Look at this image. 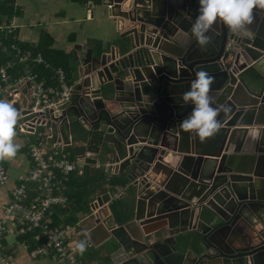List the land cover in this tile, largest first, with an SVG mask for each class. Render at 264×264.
<instances>
[{
    "label": "water",
    "instance_id": "95a60500",
    "mask_svg": "<svg viewBox=\"0 0 264 264\" xmlns=\"http://www.w3.org/2000/svg\"><path fill=\"white\" fill-rule=\"evenodd\" d=\"M106 3L131 50L94 57L75 44L79 85L59 106L60 123L48 125V142L60 135L75 157L107 153L136 189L134 220L108 229L110 219L95 217L89 236L109 231L113 264H264V10H253L251 38L216 22L201 49L188 32L198 0ZM198 70L214 78L209 95L219 109V129L203 141L179 127L192 107L181 95ZM78 128L84 133L71 138ZM207 139L215 144L206 148ZM109 201L96 197L90 208L97 216ZM189 230L200 235L198 248Z\"/></svg>",
    "mask_w": 264,
    "mask_h": 264
},
{
    "label": "crops",
    "instance_id": "0c3cea01",
    "mask_svg": "<svg viewBox=\"0 0 264 264\" xmlns=\"http://www.w3.org/2000/svg\"><path fill=\"white\" fill-rule=\"evenodd\" d=\"M0 10V25H6L7 29L9 26L14 27L11 33L6 28L0 29V35L4 36V39L0 41L1 53L7 55L3 62H0V70H5L8 76L7 81L16 80L30 73L35 75L37 82L42 83L44 87L55 86L60 90L57 87L55 71L61 69L64 72L66 84L72 89H76L79 85L81 63L76 60L78 55L75 54V44H86L87 48H92L94 57H99L103 53L108 54L113 47L114 50L118 49L119 56L131 50L127 38H121L125 32L124 25L116 18L109 16L106 0H0ZM118 27H121L120 32ZM38 45L49 50L51 52L49 55L62 54L65 56L67 69L53 65L46 61L40 52H35ZM12 56L16 59L15 66ZM20 58H26L27 61H21V63ZM69 58L71 63L68 64ZM36 59H41V62H36ZM39 67L43 69L42 75L38 71ZM12 70H18V73ZM66 70L67 72H65ZM111 93L112 85L107 84L102 86V93L99 96H103L106 100L107 95ZM90 97L93 96L90 95ZM23 104L24 102L21 101L20 105ZM259 121L264 125V105H262ZM38 131L41 133L44 130L40 128ZM213 141L207 139L203 145L209 148L210 145H213ZM14 142L21 146L17 155L12 159L0 160L7 176V182L0 185V218L9 193L17 185L21 183L28 185L26 204L38 195L37 191L34 194L29 192L36 188V185L27 181L32 168L30 149L33 146L38 147L40 153L46 157L48 153L46 144L51 145L50 142L46 143L40 140L37 134L29 135L17 132ZM43 143L44 146H41ZM63 154L71 159L75 157L70 147L65 148ZM89 154L87 153V155ZM107 155L100 151L95 158L97 164L88 165L85 171L88 172L91 168H100L111 176L110 178L113 177L115 184L112 185L113 183L105 181L92 186L90 194L86 197L88 202L82 209L75 208L69 213L61 215L55 212L57 222L56 224L52 223L53 225L67 224L64 220L69 219L71 215L74 222L68 224L79 225V233L69 237L70 242L75 244L81 240L86 242V250L82 254L78 250L75 253L77 264H113L109 259V254L114 240L111 235L109 236V231L101 227L96 233L89 236V232L94 228L92 220L95 217H99L101 222L110 219L107 221L106 228L108 229L118 228L134 220L136 189L129 184L126 178L127 173L115 174L113 170L108 171L107 165L111 162ZM203 158L209 157L204 156ZM106 194H109L110 201L102 205L103 212L96 216V211L92 210L90 206L96 197ZM54 209H52L51 219ZM202 212L204 219L207 220L205 217L209 215L207 209ZM8 230L10 231L0 241V252L9 259L0 258V264H64L49 256L30 260L27 252L33 247L32 242H26L25 236L16 235L15 225H8ZM10 234L14 240L9 241L8 235ZM249 234L254 233L250 231ZM24 235L32 238L34 233L27 232ZM184 235L197 241L195 247L198 248L201 237L197 232L189 230ZM93 242L95 245L92 244Z\"/></svg>",
    "mask_w": 264,
    "mask_h": 264
},
{
    "label": "built area",
    "instance_id": "2783aa9c",
    "mask_svg": "<svg viewBox=\"0 0 264 264\" xmlns=\"http://www.w3.org/2000/svg\"><path fill=\"white\" fill-rule=\"evenodd\" d=\"M110 9L111 5H107ZM6 28V25H0ZM14 27L9 26L11 33ZM20 62L27 61L20 58ZM21 62V63H22ZM40 63L41 59H36ZM57 87H44L37 82L36 76L30 73L12 81H7L5 70H0V99L6 100L13 105H18L19 117L16 125V132L19 134H37L39 139L48 143L52 138L48 125L60 123L59 106L68 102L72 88L65 82L64 72L59 69L55 71ZM24 104L21 106L20 102ZM43 128V132H39ZM45 133V134H44ZM60 137V135H58ZM70 140V139H69ZM44 146V143L41 144ZM48 146H50L48 148ZM34 147V146H33ZM31 148L32 168L29 171L27 181L34 183L38 195L26 204L28 185L21 183L17 185L8 195L7 203L0 218V241L10 230L8 225H15V233L18 236H25L26 242H32L33 247L27 252L30 260L37 258L51 257L55 261H62L64 264H77L75 243L70 242L69 237L79 233L78 224L53 225L51 221L52 209L62 206L67 200L62 195H56L58 182L56 174H60L66 180L69 174L81 175L88 164L83 160L86 157L96 158L95 154L73 159L63 154L66 146L59 141V138L47 145L48 153L44 157L37 148ZM82 160V165H78ZM97 164V161H96ZM95 164V165H96ZM114 164H108V171L113 170ZM7 182L5 169L0 162V185ZM95 200L92 202L94 203ZM34 233L33 237L24 235ZM1 246V245H0Z\"/></svg>",
    "mask_w": 264,
    "mask_h": 264
},
{
    "label": "clouds",
    "instance_id": "9594fccd",
    "mask_svg": "<svg viewBox=\"0 0 264 264\" xmlns=\"http://www.w3.org/2000/svg\"><path fill=\"white\" fill-rule=\"evenodd\" d=\"M264 10V0H198V14L193 20L190 36L197 46L205 48L211 42L209 34L216 22H222L234 33H243L251 38L253 10ZM214 78L204 70H198L188 90L181 95L184 104H191V111L180 121L179 127L195 134L201 141L212 137L219 129V109L212 106L209 95ZM19 112L12 103L0 99V160L12 159L17 155L20 144L14 142ZM75 248L82 254L86 242L81 240Z\"/></svg>",
    "mask_w": 264,
    "mask_h": 264
},
{
    "label": "trees",
    "instance_id": "16d2710c",
    "mask_svg": "<svg viewBox=\"0 0 264 264\" xmlns=\"http://www.w3.org/2000/svg\"><path fill=\"white\" fill-rule=\"evenodd\" d=\"M1 11V10H0ZM1 39H4V36L0 35V41ZM8 45V43H6ZM35 52H40L44 59L48 62H51L53 65L61 66L63 69H67L66 66V60L67 58L63 56L62 54H56V55H49L51 53L49 50H47L45 47L38 45L35 49ZM7 56V55H6ZM5 53H1V47H0V62H3L4 58L6 57ZM58 56V57H56ZM13 64L16 65V59L12 56ZM16 71L18 73V70H12ZM40 74H43L42 67H39ZM67 72V70L65 71ZM107 175L102 169L98 168H91L88 170V172L84 171L83 175H77L75 173L69 174L67 179L65 180L64 177L60 174H56V181L58 182V191L55 192L56 195H62L66 198L67 203L62 206H56L54 209V215L51 219L52 223L57 222V219H55V212H58V215L69 213L72 209L75 208H83L88 202L86 200V197L90 194L91 187L98 185L101 182L107 181L108 183L115 184L113 177ZM34 188V187H33ZM37 188H34L33 190H29L30 193L34 194L36 193ZM73 214V213H72ZM54 219V220H53ZM66 220V219H65ZM65 223L74 222L72 215Z\"/></svg>",
    "mask_w": 264,
    "mask_h": 264
},
{
    "label": "rangeland",
    "instance_id": "374dc122",
    "mask_svg": "<svg viewBox=\"0 0 264 264\" xmlns=\"http://www.w3.org/2000/svg\"><path fill=\"white\" fill-rule=\"evenodd\" d=\"M69 63H71V59L69 58V61H68V64ZM84 133V131L82 130V129H77V130H72V131H70V133H71V135L73 136V137H77L78 135H80V133ZM8 237H9V241H11V239L12 240H14L13 239V237H12V234H10V235H8ZM0 258H2V259H4V260H8L9 258L7 257V256H5V255H3L1 252H0ZM50 262V261H49ZM52 264V263H51Z\"/></svg>",
    "mask_w": 264,
    "mask_h": 264
},
{
    "label": "bare ground",
    "instance_id": "6f19581e",
    "mask_svg": "<svg viewBox=\"0 0 264 264\" xmlns=\"http://www.w3.org/2000/svg\"><path fill=\"white\" fill-rule=\"evenodd\" d=\"M16 109H18L19 108V106L18 105H13Z\"/></svg>",
    "mask_w": 264,
    "mask_h": 264
}]
</instances>
